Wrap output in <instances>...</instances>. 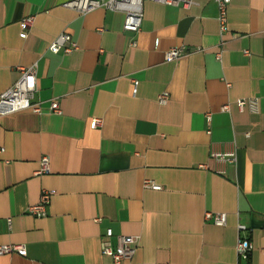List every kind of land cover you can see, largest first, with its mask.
<instances>
[{
  "label": "crops",
  "instance_id": "obj_1",
  "mask_svg": "<svg viewBox=\"0 0 264 264\" xmlns=\"http://www.w3.org/2000/svg\"><path fill=\"white\" fill-rule=\"evenodd\" d=\"M65 1L0 0V94L33 66L41 102L40 113L0 116V245L26 249L0 264H113L101 253L108 229L113 246L116 235L138 237L121 264H264V0H231L223 34L214 0H144L137 33L123 29L121 11L81 14ZM61 32L78 48L51 52ZM181 46L199 50L164 60ZM248 97L258 112L237 108ZM213 150L235 160L218 163ZM43 156L50 171L37 175ZM42 189L54 194L35 217L28 208ZM241 238L252 244L247 259Z\"/></svg>",
  "mask_w": 264,
  "mask_h": 264
},
{
  "label": "built area",
  "instance_id": "obj_2",
  "mask_svg": "<svg viewBox=\"0 0 264 264\" xmlns=\"http://www.w3.org/2000/svg\"><path fill=\"white\" fill-rule=\"evenodd\" d=\"M143 1L144 0H68L63 3L64 7H68L78 11L81 14L88 13L97 8H104L112 11H121L124 13L123 29L128 32L137 33L140 30L142 19H143ZM165 5L190 7L195 3L194 0H150ZM217 4L218 13L217 21L219 23L220 34L227 31V11L231 0H214ZM34 21L33 16L25 17L21 20V36L26 37L28 29ZM135 42H133V45ZM78 48V44L73 40L72 36L67 32H61L56 38L50 43L48 49L53 53L64 52L70 53ZM199 48H187L171 47L164 52L165 61L176 60L183 55L190 54L198 51ZM218 59L221 58V52L216 53ZM133 93L137 91L138 82L134 81ZM37 91V82L35 67H23L21 68V74L15 83L5 92L0 94V116L15 113L24 109H31L35 113H40L41 102L34 101V96ZM169 98L168 93H160L157 97L160 104H165ZM235 104L239 110L247 109L251 112L259 111V100L257 97L241 98L235 101ZM230 105L225 104L221 107L222 111H228ZM50 111L55 114H60L61 108L56 99L50 100ZM210 116L208 115V120ZM101 119H92L91 127L97 128L101 125ZM2 149L0 148V152ZM211 157L214 158L218 163H224L226 161L233 162L235 160V152L229 151H217L211 152ZM49 158L43 156L40 159V167L35 174L40 175L49 173ZM144 186L152 189L159 190L161 186L153 183L152 181L145 180ZM54 191L48 189H42L39 200L37 203L30 205L28 213L35 217H45L47 215V207L50 203L51 197ZM206 219L212 220L217 225H224L226 223V213H211L205 214ZM99 221V218L95 219ZM10 222V219L8 220ZM238 228L244 229L243 225H238ZM113 235L111 229H108L104 238L101 241V253L104 256L110 257L113 264H121L123 261L129 260L135 253L138 237L134 235L120 234L116 235V245L113 246L110 237ZM237 254L239 258L247 259L252 244L248 239L241 238L237 242ZM18 253L20 255H26V249L23 245L14 244H1L0 255Z\"/></svg>",
  "mask_w": 264,
  "mask_h": 264
}]
</instances>
